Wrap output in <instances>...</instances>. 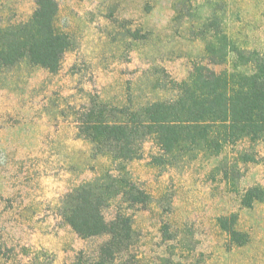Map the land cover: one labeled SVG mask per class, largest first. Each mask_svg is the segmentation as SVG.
Here are the masks:
<instances>
[{"label": "rangeland", "instance_id": "1", "mask_svg": "<svg viewBox=\"0 0 264 264\" xmlns=\"http://www.w3.org/2000/svg\"><path fill=\"white\" fill-rule=\"evenodd\" d=\"M55 1L54 26L73 45L60 69L23 61L0 71V264H71L100 242L80 239L58 214L65 194L114 168L78 136L81 107L91 100L137 108L172 99L171 81L185 80L193 65L231 68V59L215 65L205 54L204 25L212 18L239 48L264 51V0ZM34 10L35 0H0V25L23 23ZM156 152L147 141L142 158L125 165L152 198L133 222L145 262L264 264V202L240 205L244 189L264 188V142L228 148L229 160L243 153L255 160L236 168L223 154L160 170L150 163ZM230 213L249 235L244 247H231L217 226ZM162 223L177 230L190 255L169 252Z\"/></svg>", "mask_w": 264, "mask_h": 264}, {"label": "trees", "instance_id": "2", "mask_svg": "<svg viewBox=\"0 0 264 264\" xmlns=\"http://www.w3.org/2000/svg\"><path fill=\"white\" fill-rule=\"evenodd\" d=\"M57 14L55 0H35L27 21L0 25V71L26 61L57 72L65 53L73 48L71 38L54 26ZM215 21L212 18L204 25L205 54L215 65L231 59V68L216 71L193 65L185 80L171 81L176 92L172 99L137 108L91 100L76 112L78 136L89 141L96 154L108 156L114 168L75 187L60 202L59 216L80 239H100L77 252L71 264H149L139 254L133 222L152 198L125 167L142 158L147 141L157 148L150 163L160 170L223 154L233 168L239 161H255L244 153L229 160L225 152L243 141L264 142V51L239 48ZM221 173L229 181L228 169ZM263 202L264 188L259 185L240 194L243 208ZM216 223L231 247L248 244L249 235L238 228L236 213L220 216ZM159 231L172 255L176 250L182 257L191 254L170 224L162 223Z\"/></svg>", "mask_w": 264, "mask_h": 264}]
</instances>
